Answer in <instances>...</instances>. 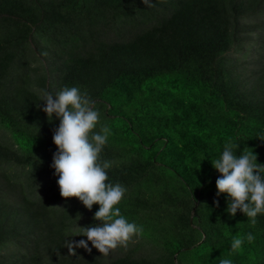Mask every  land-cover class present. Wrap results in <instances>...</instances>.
Masks as SVG:
<instances>
[{
    "label": "trees",
    "instance_id": "16d2710c",
    "mask_svg": "<svg viewBox=\"0 0 264 264\" xmlns=\"http://www.w3.org/2000/svg\"><path fill=\"white\" fill-rule=\"evenodd\" d=\"M151 3L0 0V264H264V216L230 218L210 163L231 141L264 164V0ZM64 86L110 128L100 159L142 229L107 257L66 247L99 221L50 167L59 121L40 90Z\"/></svg>",
    "mask_w": 264,
    "mask_h": 264
},
{
    "label": "clouds",
    "instance_id": "9594fccd",
    "mask_svg": "<svg viewBox=\"0 0 264 264\" xmlns=\"http://www.w3.org/2000/svg\"><path fill=\"white\" fill-rule=\"evenodd\" d=\"M141 3L146 7L152 4L151 0H141ZM40 91L44 104L42 111L49 121L53 115L59 121L51 136L56 151L50 164L59 195L62 198L75 197L87 210H91L94 204L98 205L93 219L99 223L86 228L75 225L80 231L71 237L86 239H68V253L75 254L74 248L89 252L94 248L100 256L107 257L112 250L125 246L142 231L139 225L121 214L118 204L126 188L108 179L107 170L111 162L100 159L111 130L107 125H101L98 131H94L100 115L92 106L93 101L79 86H64L55 94L43 89ZM210 163L218 173L216 195L224 194L228 216L231 218L239 211L246 217L250 228L255 226L257 217L264 216V164L257 163L252 150L231 141L224 143L222 151ZM253 240L251 231L237 233L231 237L229 249L239 252L245 242ZM218 264H233V261L220 258Z\"/></svg>",
    "mask_w": 264,
    "mask_h": 264
}]
</instances>
